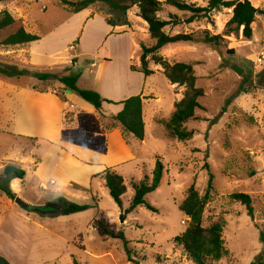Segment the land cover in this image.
I'll return each mask as SVG.
<instances>
[{"label": "rangeland", "instance_id": "obj_1", "mask_svg": "<svg viewBox=\"0 0 264 264\" xmlns=\"http://www.w3.org/2000/svg\"><path fill=\"white\" fill-rule=\"evenodd\" d=\"M165 1L160 0V20L167 21L169 16L185 20L190 16L167 6ZM181 1L206 8L209 0ZM248 1L258 10L250 40L242 38L240 30L223 36L217 46L202 42L205 32L209 36L223 35L231 18L226 9L208 11V19L164 29L170 36L193 34L195 39L159 51L170 64H193L196 85L204 91L196 119L185 125L194 132L186 142L168 138L159 123L169 119L184 89L171 86L150 60L152 75L143 77L129 71V66H140L141 45L154 44L137 16V8L127 14L130 28L112 33L103 21L106 8L99 3L77 15L59 0L0 3V13L6 11L15 20L14 26L0 31V42L20 26L40 38L34 44L0 46V65L40 74L80 75L77 87L100 96V85L104 93H110L116 81L124 89L123 94L142 93L144 123L143 143L128 134L123 138L133 161L116 168L105 167L96 159H78L79 163L73 164L43 138L26 136L24 131L30 129L39 135L42 124L31 121L27 109L20 111L21 94L50 92L64 99L63 87L54 80L40 82L30 76L19 80L0 78V176L6 165L22 168L25 177L12 180V187L15 197L31 207H43L58 199L89 206L87 211L73 215L42 216L21 210L11 200L7 205L0 191L1 257L10 264H133L127 262L121 240L108 238L93 226V221L100 220L114 233L124 234L138 264H193L173 242L189 222L178 206L192 184L200 196L204 195L208 172L213 183L203 227L224 223L222 240L227 252L212 264H250L264 254L259 239L260 232H264V59L257 62L264 57V0ZM92 63L95 68L90 72ZM232 67L241 69L242 74L237 75ZM72 96L75 104L76 100L88 104ZM119 106L104 104L101 114L110 116ZM77 110L81 122L77 120L84 128L93 117L101 116L95 110L93 117L86 116V110L79 106ZM106 121L104 127L111 129L113 118ZM81 132L74 137L88 148L90 143ZM156 161L163 165V176L158 189L146 196L156 212L137 207L122 222L121 210L105 188L102 172L111 169L123 178L126 193L121 202L125 210L133 196L132 185L145 176L150 181ZM9 182L5 179L2 184L10 190ZM42 183L47 189L39 187ZM236 193L250 197L252 215L229 199Z\"/></svg>", "mask_w": 264, "mask_h": 264}, {"label": "trees", "instance_id": "obj_2", "mask_svg": "<svg viewBox=\"0 0 264 264\" xmlns=\"http://www.w3.org/2000/svg\"><path fill=\"white\" fill-rule=\"evenodd\" d=\"M11 1L12 0H0V3ZM59 3L67 7L72 15H77L98 3L103 5L106 8L103 21L112 30L123 27L130 28L127 14L132 8H137V16L146 24L147 32L154 41V44L151 47L141 45V54L139 57L140 66L139 68L130 66L129 69L132 72L142 74L143 77H148L153 74V71L148 68V60H150L155 66L161 69L163 76L170 85L182 87L184 89L183 97L179 102L174 104V111L169 119L159 122L166 136L171 139H176L179 142L189 141L194 135L192 130L188 131L185 128V125L189 121L196 119V111L200 109L199 100L203 97L204 91L196 85L197 78L194 73L193 64H170L159 55V51L165 46L176 43L195 42L193 34L179 33L170 36L165 33L164 29L166 27H175L180 24L188 25L200 19H208V9L212 11H218L219 9L231 10V18L226 23L223 35L209 36L208 33L205 32L202 38L204 44H213L217 46L223 40V36L238 33L240 30L242 38L250 40L252 36L251 25L258 14V10L255 9L248 0H209L206 8H200L194 4L186 3L181 0H166L165 4L167 6L173 7L180 12L190 14L185 20H179L176 16H169V20L167 21L158 18V13L161 10L160 0H59ZM14 24L15 20L6 11L0 13V31L14 26ZM39 40L40 38L38 36L27 33L24 28L20 26L15 32L2 40L0 46H24ZM28 76L40 82L50 80L58 82L63 87L64 92L69 90L71 94L78 96L83 101L90 104L101 116L104 104L121 105V111L113 117V120L120 126L124 134L132 135L140 142L143 141L144 123L142 119L141 95L132 96L124 101L115 103L102 98L95 91L79 89L77 87V82L80 75L68 74L65 76H57L54 74H40L18 69L15 66L0 65V78L19 80ZM66 116L69 117L68 114ZM163 171V165L159 161H156L150 181L149 178L145 176L137 184L132 185L133 196L131 197L128 208L125 210H122L121 202L122 196L126 193V186L124 185L123 178L111 169H106L102 172L101 178L104 181V186L113 202L121 210L120 217L122 222L125 221V215L131 213L137 207H145L151 212H156V209L146 202V196L158 189ZM24 177L25 171L20 167L10 164L3 168L2 175L0 176V191L8 200L13 201L15 195L2 184V181L5 179L22 180ZM212 183L213 176L208 172L204 195L200 196L192 184L187 190L184 200L178 206V210L189 222L183 233L174 238L173 242L175 245L182 248L186 257L193 264L216 263L227 254L222 240L224 223L218 221L207 228L203 227V213L210 199ZM229 199L243 206L247 213L252 215L253 209L251 199L248 195L244 193L231 194ZM88 209L89 206L69 203L62 199H58L53 204H47L43 207L30 208L31 211L48 217H55L58 215L68 216L85 212ZM93 226L99 229L106 237L121 240L123 242V249L127 262L138 264V262L133 260L132 251L128 247V242H126L122 232L114 233L100 220L93 221ZM259 239L264 246V232H260ZM0 264L10 263L0 256ZM250 264H264V254H259L255 261Z\"/></svg>", "mask_w": 264, "mask_h": 264}, {"label": "crops", "instance_id": "obj_3", "mask_svg": "<svg viewBox=\"0 0 264 264\" xmlns=\"http://www.w3.org/2000/svg\"><path fill=\"white\" fill-rule=\"evenodd\" d=\"M228 11L231 13V10ZM83 21L85 24L87 23L85 18H83ZM143 25L146 27L145 23H143ZM117 29L122 28H115L113 30L111 29L112 33ZM123 29L127 30L125 27H123ZM94 65V63L90 65V72L95 68ZM99 66H102V64ZM98 90L102 98L113 102H121L129 97L137 96L136 93L138 92L133 91V93L127 92L128 94H123L125 92L124 89L116 81H113V88L110 93H104L105 91L102 90L101 85ZM21 95L22 105L20 111L22 108H24V110L27 109L30 120H37L36 123L41 122L42 124V131H39V135L38 133H34L35 131L33 132V129H30V131H24L25 135L30 137L33 135L36 138L41 137L48 141L52 148L54 147L61 154L63 153L66 155L69 158V161H72L73 164L79 163L78 159L90 162V159H96L101 163H104L105 167L116 168L126 162L133 161L134 156L132 155L130 148L127 146L126 141L123 139L125 138V134L123 133L120 126L112 121L114 125H112L111 129H106V127H104V122H107L106 120L113 118L119 111H121L122 106H119L114 114H111L110 116H106L105 114L104 116L102 115L103 117L97 116L95 118L93 117L94 108L91 105L85 104L79 100H76L78 105L75 104L74 98L72 96L73 94H67L65 92L64 99L59 97L57 94L50 92H28ZM140 95H142V93ZM78 106L86 110V116L93 117L92 122L88 123L87 128L79 125L81 122V117H79L80 113L77 110ZM67 114L69 117L66 116ZM77 119H80V122H78ZM64 122H66L67 125H65ZM80 132L82 135L86 136L87 140L89 141L90 145L88 148L87 146L78 144V140L76 137H74L77 136V134H80ZM69 136L71 138H67ZM141 143H143V141ZM42 164L43 161H41L39 167ZM38 168H36V170ZM12 180L9 182L8 187L10 188L11 192L16 195L17 193L12 187ZM50 183H52V181H50ZM9 201L10 200L7 199V203ZM7 205H11V203L9 202Z\"/></svg>", "mask_w": 264, "mask_h": 264}, {"label": "water", "instance_id": "obj_4", "mask_svg": "<svg viewBox=\"0 0 264 264\" xmlns=\"http://www.w3.org/2000/svg\"><path fill=\"white\" fill-rule=\"evenodd\" d=\"M208 11H211L210 9H208ZM232 70L237 74V75H241L242 74V70L237 68V67H232ZM67 94H71V92L69 90L66 91ZM14 204L16 206H18L21 210L23 211H29L31 206L29 204H27L26 202H24L22 199L15 197V199L13 200Z\"/></svg>", "mask_w": 264, "mask_h": 264}, {"label": "built area", "instance_id": "obj_5", "mask_svg": "<svg viewBox=\"0 0 264 264\" xmlns=\"http://www.w3.org/2000/svg\"><path fill=\"white\" fill-rule=\"evenodd\" d=\"M264 59L263 56H261V58H259L257 60L258 63H262V60ZM39 187L42 189V190H45L46 189V185L45 184H40Z\"/></svg>", "mask_w": 264, "mask_h": 264}]
</instances>
